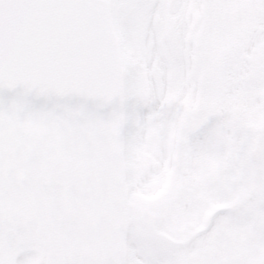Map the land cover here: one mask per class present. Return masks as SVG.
Wrapping results in <instances>:
<instances>
[{
    "label": "water",
    "instance_id": "water-1",
    "mask_svg": "<svg viewBox=\"0 0 264 264\" xmlns=\"http://www.w3.org/2000/svg\"><path fill=\"white\" fill-rule=\"evenodd\" d=\"M175 3L167 1L170 11ZM101 22L112 73L104 83L53 71L46 54L54 35L91 38L88 14L39 11L9 33L6 64L0 55V264L5 249L13 264L25 251L39 254L35 264H124L127 225L150 222L126 199L121 69L112 29ZM105 95L119 99L107 116L87 104ZM262 141L264 123L252 165ZM253 168L249 198L257 190Z\"/></svg>",
    "mask_w": 264,
    "mask_h": 264
},
{
    "label": "snow or ice",
    "instance_id": "snow-or-ice-1",
    "mask_svg": "<svg viewBox=\"0 0 264 264\" xmlns=\"http://www.w3.org/2000/svg\"><path fill=\"white\" fill-rule=\"evenodd\" d=\"M164 0H0V55L6 64V44L10 31L23 21L27 16L39 11L63 12L71 14H88L90 27L93 35L88 40L77 38L74 31H68L60 35H54L57 42L48 47L47 56L53 61V71L68 73L73 76H87L90 80L104 83L111 78V68L103 55V23L110 25L116 36V47L120 56L121 85H122V110L125 114L124 159L126 162V186L129 198H131L140 185L136 182V150L143 144L147 132L149 117L153 124H163L161 132L162 142L166 138L167 124L175 120L184 111L182 104L183 96L174 105L168 108L165 104L167 91L166 79L161 76H149L150 92L144 95L143 88V62L138 61L136 52L138 48V30L143 22V39L145 45L144 60L148 69L153 63L159 62L162 71H166L164 63L160 60V47L158 43L157 28L152 23V17L165 7ZM188 6L187 0H176L173 5L175 12L182 13ZM251 9L257 13V23L264 26V7L259 0H250L246 4H237L236 0H198L195 7H204L210 21L205 42L201 48L200 69L206 73L202 103L197 113H190L185 122L183 143L181 152V172L186 167V161L197 151L206 153L211 150L215 137V130L221 123H227L231 119L229 101L232 89L225 91V106L221 114L209 115L208 106L217 94L216 76L209 69L211 47L208 38L211 35V22L216 21L225 10L233 7ZM264 32L259 30L253 33V40L249 47L255 46ZM168 56L171 59L176 72V84L186 91V70L183 54V27L177 30L175 42L168 46ZM260 81L255 82V87H260ZM5 100L10 98L7 90L3 93ZM74 102H83L79 99ZM89 108L109 115L112 110L119 106V99L108 96H98L87 101ZM241 153H236L233 164L239 166ZM166 149L161 147L159 157L160 168L164 166ZM256 170L257 190L252 193L245 205L237 209L222 210L212 218L208 230L202 233L199 240H207L214 235L226 223L241 222L245 208L248 205L259 204L264 210V141L261 142L253 160ZM147 178L145 179V183ZM264 244V227L257 229L253 237V243L248 246L244 264H255L260 255L259 245ZM191 247H195V242ZM167 253L163 246L154 240L138 239L132 227L126 233V251L124 264H166ZM3 264H13V260L5 249ZM14 264H25L24 257H17ZM104 264H111L106 260Z\"/></svg>",
    "mask_w": 264,
    "mask_h": 264
},
{
    "label": "rangeland",
    "instance_id": "rangeland-1",
    "mask_svg": "<svg viewBox=\"0 0 264 264\" xmlns=\"http://www.w3.org/2000/svg\"><path fill=\"white\" fill-rule=\"evenodd\" d=\"M166 1L164 3L166 5ZM198 0H187L188 6L182 13L170 12L165 6L160 12L152 17V23L157 28L158 43L160 47V60L164 63L166 71H162L159 67V62L153 63L149 70L145 56V45L143 39V22L138 30V48L136 57L138 61L143 62V88L145 96L150 92V81L148 77L163 76L167 82V91L165 104L174 105L175 97L178 94L179 88L177 84L174 88L173 76L176 81L175 67L168 56V46L175 42L177 30L180 26L183 27V54L185 58L186 76L191 80H205L206 73L200 69L201 48L205 42L206 33L209 31L210 21L207 17L204 7L196 8ZM202 2V0H201ZM237 4H246L250 0H236ZM259 3L264 6V0H259ZM261 13L264 14V7L261 8ZM212 32L208 38V43L211 47V57L209 69L216 73L217 94L215 100L209 104V107L215 106L217 115L221 114L225 106V91L228 88L232 89V95L229 101L231 111V119L227 122H221L218 128H239L247 131L252 145L255 137L264 120V38H261L255 43V46L249 47L253 40V33L257 30L264 32V26L257 23V13L251 9L242 7H233L225 10V12L216 21L211 22ZM115 43L116 36L113 32ZM118 52V50H117ZM119 62L120 56L118 53ZM197 64V68L195 67ZM121 66V65H120ZM197 70L196 76H193V70ZM122 73V71H121ZM260 81V87H255V82ZM174 90H173V89ZM122 96V87H121ZM123 103V96H122ZM178 119L167 124L166 137L170 138V125L174 129ZM125 125V114L123 112V130ZM163 124H153L152 117H149L147 132L144 137L143 144L136 150V182L140 187L136 193L128 198L135 200L140 196L145 197L148 194L149 188L157 178L162 177V170L166 168L167 159L164 161V166L161 169L159 157L161 147L166 149V154H169L171 147L169 140L166 141L161 137ZM123 163L124 177H126V162L124 159V137H123ZM161 175V176H160ZM147 182L145 183V179ZM126 184V179H125ZM127 188V186H126ZM239 192V191H238ZM128 195V192H127ZM236 200H234L235 202ZM135 231L138 239L146 238V232L129 224ZM264 227V210L256 208L252 210V206L245 208L244 216L241 222H228L219 229L216 234L220 236L221 247L224 251V256L219 264H244L247 255L248 246L253 243V237L257 233V229ZM167 233V232H165ZM173 235H180L179 232H168ZM155 239V238H154ZM158 244L163 246L162 237ZM260 255L255 261V264H264V244L259 245ZM24 257L25 264H32L36 260L37 254L23 253L18 257ZM34 263V262H33Z\"/></svg>",
    "mask_w": 264,
    "mask_h": 264
},
{
    "label": "flooded vegetation",
    "instance_id": "flooded-vegetation-1",
    "mask_svg": "<svg viewBox=\"0 0 264 264\" xmlns=\"http://www.w3.org/2000/svg\"><path fill=\"white\" fill-rule=\"evenodd\" d=\"M196 72V69L193 70L194 78L197 77ZM191 76L185 77L186 91L180 89L174 96L176 102L183 96L181 102L184 111L177 116L178 122L174 129L170 125V138H165L169 140L171 149L166 154L167 163L162 170V177L153 182L146 198L139 195L137 199H131V202L148 210L151 220L148 225L137 221L131 224L145 231L148 239L157 242L160 241L158 237L164 239L162 244L167 253L166 264H198L200 260L204 264H219L224 256L220 236L215 233L207 240L197 238L208 230L217 212L237 209L249 200L246 194L253 170L250 161L252 145L247 131L217 127L211 150L194 153L181 172L186 118L190 113L199 112L205 81H198V78L191 80ZM174 82L173 76V85L170 87L176 86ZM172 105H168V108ZM208 112L209 115H217L215 106H208ZM238 152L241 153L240 163L234 166L233 161ZM251 206L252 210L260 208L257 204L246 208L250 209ZM193 242L195 247H191Z\"/></svg>",
    "mask_w": 264,
    "mask_h": 264
}]
</instances>
